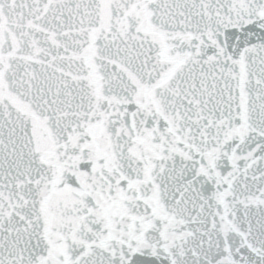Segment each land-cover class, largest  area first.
<instances>
[{
    "label": "snow or ice",
    "instance_id": "obj_1",
    "mask_svg": "<svg viewBox=\"0 0 264 264\" xmlns=\"http://www.w3.org/2000/svg\"><path fill=\"white\" fill-rule=\"evenodd\" d=\"M0 264H264V0H0Z\"/></svg>",
    "mask_w": 264,
    "mask_h": 264
}]
</instances>
